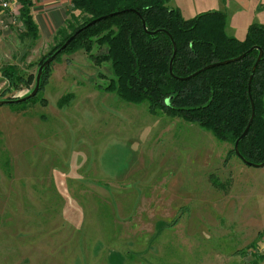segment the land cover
<instances>
[{"label": "rangeland", "instance_id": "1", "mask_svg": "<svg viewBox=\"0 0 264 264\" xmlns=\"http://www.w3.org/2000/svg\"><path fill=\"white\" fill-rule=\"evenodd\" d=\"M168 5L187 20L224 13L237 40L264 26V0ZM12 24L0 27V68L33 80L9 88L0 76V100L28 95L61 41L22 39ZM110 78L107 63L63 53L32 101L0 106V264H251L264 255V167L228 155L230 144L197 125L102 90Z\"/></svg>", "mask_w": 264, "mask_h": 264}, {"label": "trees", "instance_id": "2", "mask_svg": "<svg viewBox=\"0 0 264 264\" xmlns=\"http://www.w3.org/2000/svg\"><path fill=\"white\" fill-rule=\"evenodd\" d=\"M168 1L69 0L68 17L57 32L61 41L39 67L79 31L54 60L63 53L83 51L97 65L107 63L111 78L102 90L116 94L125 103H146L152 115L160 113L197 125L218 142L230 144L228 155L233 157H237L234 144L249 122L253 104L254 118L238 144V151L250 163H263L264 26L251 25L245 38L237 40L226 34L224 13L208 11L187 20L170 7ZM30 8V0L22 1L17 20L23 30L22 39L34 42L38 39V31ZM97 19L100 20L87 26ZM145 30H164L171 36L176 46L173 75L169 73L173 55L170 38L164 32L151 36ZM253 47L262 50V58L252 73L259 55L257 49L247 53ZM95 49H103V52L93 55ZM244 53L246 56L238 62L216 66L182 80L209 65ZM50 64L42 72L39 91L47 80ZM0 76L9 88L16 83L27 87L33 80L32 74L20 75L14 65L0 68Z\"/></svg>", "mask_w": 264, "mask_h": 264}, {"label": "crops", "instance_id": "3", "mask_svg": "<svg viewBox=\"0 0 264 264\" xmlns=\"http://www.w3.org/2000/svg\"><path fill=\"white\" fill-rule=\"evenodd\" d=\"M30 1H31L30 14L34 24L37 27L38 40L52 38L59 30H61L64 27V23L68 17L67 16L68 11L70 10L69 0H30ZM232 1L234 2L237 1L242 5L247 4V0H232ZM10 14H11L10 12L0 11V21L2 22V23L0 22V27L1 24H4L5 26L6 23V27H13L14 29H17L16 25L12 24L13 20L17 21L16 18H11V17L8 19L3 18V16L7 17ZM259 242H260L259 245L261 246L264 245V234L261 236ZM251 264H264V255L259 254L258 256L256 255L255 257L252 256Z\"/></svg>", "mask_w": 264, "mask_h": 264}, {"label": "water", "instance_id": "4", "mask_svg": "<svg viewBox=\"0 0 264 264\" xmlns=\"http://www.w3.org/2000/svg\"><path fill=\"white\" fill-rule=\"evenodd\" d=\"M111 16V15H110ZM106 18V17H104ZM100 19H97L95 21H92L91 23H89L87 26H90L92 24H94L96 21H99ZM142 27L145 29V23L144 21H142ZM146 34L148 35H154V34H157L159 32H164L168 35V37L170 38L171 40V43H172V46H173V55H172V58L170 60V63H169V73L170 75H173L172 74V63H173V59H174V56L176 54V46H175V43L174 41L172 40L171 36L165 32L164 30L162 31H154V32H148L147 30H145ZM79 33V31H77L72 37H70L58 50H56L49 58H47L43 64L38 68V71H37V74H36V78H35V86L33 88V90L28 94L26 95L25 97L23 98H20V99H15V100H0V106L4 105V104H11L13 102H23V101H26L28 99H31L33 97H35V95L38 93L39 91V85H40V79H41V76H42V72L43 70H45L47 68V66L54 60V58L56 57L57 54H59L62 50L65 49V47L69 44V42ZM259 50V55L253 65V68H252V73L255 71L257 65L259 64V62L261 61V58H262V50L259 48V47H253L251 48L249 51H247V53L253 51V50ZM247 53H244L242 54L241 56L237 57V58H234V59H230V60H227V61H223V62H220V63H216V64H212V65H209L203 69H201L200 71L194 73L193 75H191L190 77H187L186 79H182V80H187L193 76H196L197 74H199L200 72H203L207 69H210V68H213V67H216V66H220V65H225V64H229V63H232V62H238L240 60H242ZM252 77H250V80H251ZM253 118H254V106L253 104H251V116H250V119H249V122L246 126V128L244 129L243 133L240 135V137L236 140L235 144H234V152H235V155L237 156V158L245 165H248V166H256V167H259V168H263L264 167V162L261 163V164H253V163H250L248 161H246L242 156L241 154L239 153L238 151V144L239 142L246 136L248 130H249V127L253 121Z\"/></svg>", "mask_w": 264, "mask_h": 264}, {"label": "built area", "instance_id": "5", "mask_svg": "<svg viewBox=\"0 0 264 264\" xmlns=\"http://www.w3.org/2000/svg\"><path fill=\"white\" fill-rule=\"evenodd\" d=\"M24 0H0V11L1 12H10L11 14L14 13L17 9H20V3ZM14 10V11H13ZM19 16V12L17 16L13 17L16 18Z\"/></svg>", "mask_w": 264, "mask_h": 264}]
</instances>
